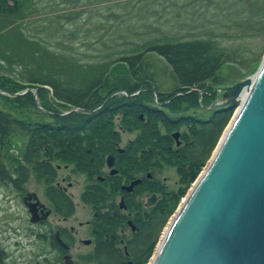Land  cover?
<instances>
[{
    "label": "rangeland",
    "instance_id": "1",
    "mask_svg": "<svg viewBox=\"0 0 264 264\" xmlns=\"http://www.w3.org/2000/svg\"><path fill=\"white\" fill-rule=\"evenodd\" d=\"M263 28L264 0H3L0 2V111L25 123L56 125L55 117L68 109L51 99L50 88L41 89L30 81L53 83L62 90H77L102 77L98 93L104 101L116 95L121 100L118 105L140 103L145 106L135 111L134 119L140 113L152 116L154 121L147 131L153 138H168L169 133L179 131L184 135L181 140L189 142L198 121L209 118L214 109L230 104L233 92L224 88L255 73L264 56V34H259ZM203 31L215 33L218 43L225 47L232 45L237 56L248 60L258 55L261 58L255 67L246 69L243 76L223 66L219 76L224 84L212 86V91L205 95L200 93L195 104L180 96L185 93L175 90L169 67L155 54L144 57L142 75L146 74L150 81H131L125 66L112 63L143 42L188 37ZM228 32L238 33V36L227 38ZM239 32L245 33L239 35ZM143 89H154L157 94ZM159 93L165 96L164 105L160 107L156 105L161 102L158 98L156 101ZM238 104H230L233 106L230 119L201 166L195 171L191 165V176L195 171L194 176L186 177L187 181L191 177V181L185 186V180L182 181L183 193L177 207L163 223L152 253L143 259L144 264L151 263L166 229L211 159ZM112 114H115L113 109L106 112V115ZM114 128L117 129V124ZM137 135L138 132L133 131L125 133L123 138L133 139ZM27 139L26 135L14 131L0 144V161L7 173L13 175V167L18 162L12 157L14 153L11 154V150H16L15 142ZM169 141L173 145V141ZM184 161L162 159L159 167L152 171L159 178L165 177L172 187L174 182L179 183L183 165L188 164ZM71 181L76 183L72 192L77 194L78 184L84 182L83 176H72ZM32 188L39 194L43 184L35 183ZM27 228L26 214L15 190L10 183L0 182V250L5 252L4 263L21 264L28 257Z\"/></svg>",
    "mask_w": 264,
    "mask_h": 264
},
{
    "label": "flooded vegetation",
    "instance_id": "2",
    "mask_svg": "<svg viewBox=\"0 0 264 264\" xmlns=\"http://www.w3.org/2000/svg\"><path fill=\"white\" fill-rule=\"evenodd\" d=\"M157 96L160 107L165 96ZM104 105L79 112L96 117ZM128 106H115L121 111L115 120L106 121L108 135L94 134L93 118H82L78 135L47 136L37 159L24 158L27 141L15 142L12 154L18 162L11 185L25 211L30 241L28 257L21 264H144L152 253L169 209L179 202L180 185L191 175V160L184 150L191 140L182 141L179 131L168 138H153L147 131L153 117L140 113L134 119V114L122 113ZM133 131L138 132L133 139L123 138ZM173 133H178L177 138ZM162 159L188 162L181 163L179 183L172 187L152 171ZM77 175L84 182L74 194L76 183L71 178ZM35 183L43 184L39 194L32 188ZM4 260L5 252L0 250V264H6Z\"/></svg>",
    "mask_w": 264,
    "mask_h": 264
},
{
    "label": "water",
    "instance_id": "3",
    "mask_svg": "<svg viewBox=\"0 0 264 264\" xmlns=\"http://www.w3.org/2000/svg\"><path fill=\"white\" fill-rule=\"evenodd\" d=\"M227 91L244 97L150 264H264V56Z\"/></svg>",
    "mask_w": 264,
    "mask_h": 264
},
{
    "label": "trees",
    "instance_id": "4",
    "mask_svg": "<svg viewBox=\"0 0 264 264\" xmlns=\"http://www.w3.org/2000/svg\"><path fill=\"white\" fill-rule=\"evenodd\" d=\"M17 8H19V6ZM244 33L245 32H239V35H244ZM237 34L238 33L228 32L226 33V37L232 38L238 36ZM259 34H264V28L259 31ZM216 38L215 33L211 31H203L197 35L191 33L188 37L156 38L143 42L132 52L117 57L112 63H120L125 66L131 81H150L146 74L142 75V72H144V57L146 54H155L159 58H162L169 67L175 80V90L180 93H185L180 96H182L184 100L191 101L195 104L200 93L205 95L212 91V86H222L224 84L219 76V72L223 66H228V70H230L231 73L238 71V73L240 72V76H243L246 74V69L248 71L255 67L261 58V55H258L255 59L248 60V58L244 56H237L230 47L232 45L225 47L218 43ZM240 70L244 73L242 74ZM105 71L108 72L109 69L105 68ZM30 82L49 86L56 100L71 107H78L83 110L93 109L101 105V101H104L98 93L103 83L102 77L92 81L84 88L77 90H62L56 84H51L49 82ZM40 88L43 89L42 87ZM120 101L121 100H119L116 95H112L103 102L105 105L100 108L98 113L96 112V117H91V114L85 115L79 111H72L66 115L55 117L56 125L47 123H25L0 111V144H2L3 139L8 137L12 132H21L28 137L27 144L29 145L24 151V158L26 160L32 157L37 159V155L42 149L40 145L42 146L47 143L45 139L47 136H76L78 135V128L82 118L87 117L93 118L92 120L94 123L90 125V128L97 130H94V134L99 136L108 135L109 132L107 131L109 125L106 124V121L113 119L115 116L116 118L118 117L121 109L115 106L120 104ZM139 104L140 103L136 105ZM125 105L128 106V104ZM136 105L132 104L131 106L130 104V106L122 110V113L126 115H135V111L139 109ZM61 106L68 109L67 106ZM107 107H112L115 114L106 115V112H108ZM232 107L233 106L230 105L214 109L209 118L198 121L196 128L192 130L193 135L191 143L187 144L184 150H186V156L190 158L191 165L194 166L195 171L203 163V158L207 157L214 148L219 135L230 119ZM146 134L148 136V132ZM193 174L192 176H194ZM191 177L186 181V184L191 181ZM0 182H8L10 184L13 182L12 174L6 172L1 161ZM182 193L183 190L178 193V197H180ZM176 204L177 202L174 201L173 206L169 209V213L175 210L177 207Z\"/></svg>",
    "mask_w": 264,
    "mask_h": 264
},
{
    "label": "bare ground",
    "instance_id": "5",
    "mask_svg": "<svg viewBox=\"0 0 264 264\" xmlns=\"http://www.w3.org/2000/svg\"><path fill=\"white\" fill-rule=\"evenodd\" d=\"M243 97H244V91H243V92H241V94H240L239 98H240V99H243ZM162 238H163V237H162Z\"/></svg>",
    "mask_w": 264,
    "mask_h": 264
}]
</instances>
